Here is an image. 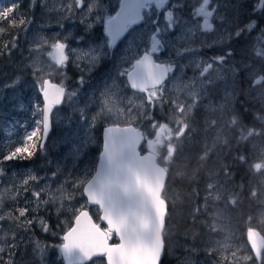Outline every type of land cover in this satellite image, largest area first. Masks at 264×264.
Returning a JSON list of instances; mask_svg holds the SVG:
<instances>
[{"label":"rangeland","instance_id":"obj_1","mask_svg":"<svg viewBox=\"0 0 264 264\" xmlns=\"http://www.w3.org/2000/svg\"><path fill=\"white\" fill-rule=\"evenodd\" d=\"M33 3L38 11L25 31L30 53L25 64L31 72L30 79L17 77L0 87V215L18 216L17 209L27 208L26 219L32 221L26 224L8 218L0 220V226L9 222L11 239L13 228L17 229L15 253L20 252L11 264H59L60 236L70 225L68 220L74 210L85 204L82 188L75 185L86 174H93L101 129L116 124L128 125L129 108L135 117L132 124L140 125L149 138H154L153 122L166 123L175 129L178 114L173 101L192 103L188 94L191 88L184 89V85L193 84L197 89L203 86L199 97L206 98L213 93L214 100L206 102L204 117L200 115L194 125L192 121L191 128L188 125L183 135L182 148L186 150L191 148L188 139L193 133V146L189 151L193 162L187 167L188 153L181 159L182 172L174 177L184 185L180 193L182 203L175 197L170 204L175 206L171 212L177 214L181 225L183 223L188 229L180 232L178 227L164 235L161 264H257L253 258L245 259L252 255L244 234L252 228L264 237V168L259 171L254 168L256 163L264 164V83H253L264 75V57L256 55L257 48L264 49V28L257 25H264V7L259 0H213L210 7H216L217 15L211 32L195 29L197 18L192 16V10L199 0H170L168 7L178 23L164 34L167 43L155 60L158 63L174 61L175 67L164 85L163 101L154 106H148L144 98L131 94L121 75L148 46L147 36L154 27L152 24L141 21L133 25L110 46L106 22L116 14L119 0H82L80 5L76 0H34ZM162 15L159 17L161 23ZM250 24L253 25L251 31L247 28ZM188 28H194L195 35L185 43L180 38L190 35ZM238 31L240 34L236 35ZM57 42L65 45L67 59L63 64L55 61L58 53L52 46ZM172 45L189 47L192 51L177 56ZM218 57L224 58L222 63L216 59ZM208 63L213 68L201 77V68L197 65ZM44 80L65 92L62 107L52 115V132L47 143L39 149L40 128L37 137L29 141L37 145L30 149L31 157L25 153L27 158L3 159L23 144L27 133L38 127L41 103L37 89ZM207 86L212 88L209 95ZM106 99L113 113L101 112ZM221 104H226L223 110ZM118 108L126 113L119 119L115 114ZM213 108L216 110L212 111ZM243 114L251 118L252 127L244 128L239 124V116ZM233 117L237 119L236 125L231 124ZM184 122L188 123L186 118ZM248 129H255L259 135L241 139V133L246 134ZM178 140L174 139L173 143ZM243 145L247 154L238 158L231 154L235 147L241 149ZM196 147L199 149L194 155L192 149ZM142 151H148L147 146ZM177 151L178 147L173 158L180 154ZM226 159L229 161L223 164ZM236 164L245 172L239 184L232 182L233 174L229 172ZM224 165L226 170L216 171ZM189 175L191 186L188 184L190 178L185 180ZM201 177L206 184L200 182ZM210 184L214 186L211 194ZM243 190L244 196L241 195ZM35 192L40 193L39 198L33 195ZM69 195L73 198L68 199ZM237 205L239 208L256 207L254 219H250L251 216L242 218ZM88 210L97 220V211L89 207ZM48 219L60 226L54 229ZM20 220L24 221L25 217ZM6 235L0 231V247L4 248L0 252V262L6 261L1 258V254L8 253L6 249H10V254L14 251L11 245L5 248L2 239ZM21 254L26 256L23 258ZM92 264L101 263L94 261ZM259 264H264V259Z\"/></svg>","mask_w":264,"mask_h":264},{"label":"snow or ice","instance_id":"obj_2","mask_svg":"<svg viewBox=\"0 0 264 264\" xmlns=\"http://www.w3.org/2000/svg\"><path fill=\"white\" fill-rule=\"evenodd\" d=\"M259 2L261 7H264V0H259ZM76 3L80 5L82 0H76ZM212 3L213 0H199L198 6L193 7L192 16L197 18L195 29L202 32L214 30L213 19L217 15V9L210 7ZM169 4L170 0H119V11L114 16L108 17L106 22L110 46L133 25L140 24L141 21L154 26L147 36L148 46L145 47L143 54L135 58L130 71L126 70L121 73L127 76L132 89L146 93V102L152 106L156 102L163 101L165 79L175 67L174 61L157 63L153 59V54L161 51L167 43L164 40V34L178 23L173 10L168 7ZM174 7L175 5H172V8ZM12 11V8H8L0 12V17L7 18ZM161 14H163V23L159 20ZM10 23L15 24V21H10ZM252 27V24L247 26L249 31ZM195 29L188 28L187 33L190 35L186 34L180 39L185 43L190 42L191 36L195 35ZM239 34L238 31L236 35ZM52 47L58 53L55 57L56 63L63 64L67 59L64 54L65 45L57 42ZM172 47L177 56L192 51L189 47L177 48L175 45ZM256 55L264 57V49L257 48ZM216 59L222 63L224 58ZM197 67L201 68L200 75L203 77L213 68V65L208 63L197 65ZM44 83L48 84V81ZM253 83L254 85L264 83V75L255 79ZM202 87L197 89L194 84L184 85V89L191 88L188 93L192 97L190 104L173 101L178 114L175 119V129L166 123L153 122L152 128L155 134L154 138H149L137 127L132 126L135 117L132 116L131 108L127 110V115L130 117L127 126L120 127L116 124L105 129L103 151L99 156L94 174L90 176L86 174L75 185L82 188V195H85L87 200L84 205L74 210V222L62 237L63 243L59 246L66 264H88L89 261H93L94 257H105L106 264H158L163 249V233L167 216V201L164 196L169 171L167 165L172 162L176 151L173 140H178L185 134L188 124L184 120L195 107ZM42 90L45 98L42 121H37L38 127L24 136L23 144L15 147L14 151L5 155L3 159L31 157L30 149H35L37 145L29 141L37 137V133L40 132L39 125L42 124L43 133L47 134L51 106L60 102L63 90H58L54 99L49 98L47 90ZM141 106H143V101ZM224 107L226 104L220 105L221 110ZM215 110V108L212 109V111ZM113 111L109 100L106 99L101 112L113 113ZM115 114L117 119L126 115L123 108L115 109ZM231 124H237L236 117L231 119ZM254 134L259 135V132L255 129H248L246 134L241 133L240 138L246 140ZM219 139L217 135V140ZM141 141H146L147 144L148 151L145 155H141L138 150ZM161 150H164L165 154L162 155ZM241 159L243 160L244 157ZM254 168L259 171L264 168V164L256 163ZM213 187L211 184L208 185L209 194ZM252 194L255 195V192ZM33 195L39 198L40 193L35 192ZM67 198L72 199L73 197L69 195ZM90 205L97 206V220L93 219V215L88 210ZM17 211L18 216L8 213L7 216L0 215V220L8 218L18 223H32L31 220L26 219L27 208H20ZM21 217H25V220L21 221ZM102 224L106 226L102 227ZM113 236L118 239L117 243H109ZM247 236L255 258L264 259V237L258 242L256 237L259 233L252 228L248 229ZM3 251L4 248L0 247V252ZM232 255L235 256L236 253L233 252ZM245 259H252V257H245ZM8 264L11 262L9 261Z\"/></svg>","mask_w":264,"mask_h":264},{"label":"trees","instance_id":"obj_3","mask_svg":"<svg viewBox=\"0 0 264 264\" xmlns=\"http://www.w3.org/2000/svg\"><path fill=\"white\" fill-rule=\"evenodd\" d=\"M3 2V8H1L0 12H3L4 10L8 8H12L13 11L9 13V16L7 18L0 17V87L4 85V83L12 81L14 78H19L21 80H29L30 79V73L26 68L25 61L28 57V52L25 45V31L29 25L30 20L33 18L34 14L37 13L38 8L36 9L35 4L33 3L34 0H0ZM15 21V24L10 23V21ZM23 21V23H21ZM259 27H263L264 25L259 23L257 24ZM251 118H248V115L243 114L239 116V124H243L244 128H250L251 125ZM195 121H198L197 119ZM193 120V125L194 122ZM199 125V124H197ZM189 135V134H188ZM193 133L190 134V138L188 139V142H190V146L192 148L193 146ZM199 136H196L197 141ZM185 144L183 136L179 138V140L176 142L175 146L178 147L177 153H180L177 157L172 158V162L167 165L169 171L167 173V180L165 183V192L164 196L167 201V216L165 219V234L168 231H176V228L179 227L180 232L186 231L188 228L180 222V219L177 214H174V212H171L174 209V207H171L170 204L171 198L178 197L180 199V204L182 203L181 195L180 193L184 189V185H182V182L180 179L174 177L176 176L177 172L181 171V159L187 155V167H190L192 165L193 159H192V153L191 148L188 147V149L185 150V148H182V146ZM199 147H196L192 149L194 152V155L198 152ZM241 151V152H238ZM248 150L246 147L241 149H236V147L233 149L231 154L238 158V156H242L245 153L247 154ZM234 159V158H233ZM195 161V160H194ZM229 160L226 159L223 161V164H226ZM232 163V161H231ZM226 165L220 166V168H216V171H223L226 170ZM230 167V166H229ZM228 167V168H229ZM185 168V166H184ZM209 169V168H208ZM182 172V171H181ZM213 172V169H212ZM229 172L232 173V182H236L239 184L242 183L245 175L243 167L240 164H236L233 168L229 169ZM187 178H190L189 180ZM204 178L201 177L200 182L203 184H206V181L203 180ZM185 180H188V184L192 185V179L191 176H187ZM199 182V184H200ZM239 182V183H238ZM245 184V183H244ZM174 192L177 193V195H174ZM245 190L241 192V195L244 196ZM245 200H249L246 199ZM249 203V202H248ZM180 204L178 207V211L180 210ZM238 207V205H237ZM239 208V207H238ZM255 210V211H254ZM238 213L242 216V218H251L254 219L256 215V207L252 208H239ZM7 224L2 223L0 226V231L6 233V237L2 239L5 248L6 245L12 246L14 251L10 254V249H6L8 253L1 254V258L6 260L3 262H0V264H5L6 262L13 261L16 259L18 253H15V246L17 241V234L13 236V239L10 238V227H7ZM13 231V230H12ZM14 232V231H13ZM4 236V235H2ZM13 254V259H10V256ZM22 256V254H21ZM24 256H26L24 254ZM163 263V261H162Z\"/></svg>","mask_w":264,"mask_h":264},{"label":"water","instance_id":"obj_4","mask_svg":"<svg viewBox=\"0 0 264 264\" xmlns=\"http://www.w3.org/2000/svg\"><path fill=\"white\" fill-rule=\"evenodd\" d=\"M125 79H126V83H127V86H128V88H129V90H131V91H133V92H135V93H138V94H144V93H140V92H138V91H136V90H134V89H132V88L130 87V83L128 82V78H127V76H125ZM165 80H166V79H165ZM42 89H45V90L48 91V93H49V98H50V99H54V98L56 97V95L58 94V90H60V89H58L56 86H54V85H50L49 83H48V84L43 83V87H42ZM39 95H40L41 103H42V117H41V121H42V119H43V109H44V107H45L44 91L42 90V91L39 93ZM61 101H62V96L60 97V102H59V103L53 104V105L51 106V112L49 113V128H48V132H47L46 135L43 133V126H42V124H41V127H42V134H41V139H40V140H41V141H40V148H41L42 145L44 144V141H45V139H46V137H47V135L49 134V131H50V115H51V113H52V111H53V108H58V107H60ZM104 131H105V129H104L103 132H102V149H101V152L103 151ZM99 156H100V155H99ZM98 162H99V157H98ZM97 165H98V163H97ZM97 165H96V166H97ZM93 174H94V173H93ZM82 196H83V198H84L85 201H86V200H87V197H86L85 195H82ZM90 207H95V208H97V206H95V205H90ZM73 222H74V220H73ZM72 224H73V223H72ZM104 225H105V224H104ZM105 226H106V225H105ZM247 231H248V230H246V231H245V234H244L246 245H247V247H248L249 252H250L251 255H252L253 260H254L256 263H259L260 260H257V259L255 258V253L252 251L251 243H250L249 240H248ZM255 231H256V230H255ZM256 232L258 233V231H256ZM64 234H65V233H64ZM64 234L62 235V237L64 236ZM260 238H262V236H261V234L259 233V236L256 237V239H257L258 242H259V239H260ZM117 240H118V239H117ZM62 243H63V240H62ZM59 251H60V249H59ZM60 256H61V259H62L63 264H66V261L64 260V257L62 256L61 251H60ZM161 256H162V252H161V255H160V258H159L158 264H159V262H160ZM94 258H98V257H94ZM103 259H104V262H105V264H106V258L103 257Z\"/></svg>","mask_w":264,"mask_h":264},{"label":"flooded vegetation","instance_id":"obj_5","mask_svg":"<svg viewBox=\"0 0 264 264\" xmlns=\"http://www.w3.org/2000/svg\"><path fill=\"white\" fill-rule=\"evenodd\" d=\"M205 78V77H204ZM216 84H214V86H215ZM212 88H209L208 86H207V92H208V95H209V91L211 90ZM213 96H214V94L213 93H211L208 97H206V98H201V97H199V101H197L196 102V104H195V106H196V108H193L192 109V111L191 112H189L188 113V115H187V117H186V119H187V124L189 125V127L191 128V124H192V121L194 120H196L198 117H201L200 115H202V118L204 117V115H205V112H206V110L204 109V106H207V104H206V102L208 101V102H212L213 100H214V98H213ZM189 133H190V131H189ZM74 218V217H73ZM48 221H49V225L50 226H53V228L54 229H56V228H58L60 225H58L57 226V224L55 223V222H52V221H50L49 219H48ZM69 222H70V218H69V220H68ZM109 243H117V240L115 239V237L113 236V238H112V240H110L109 241ZM23 258L25 257V256H22ZM59 257V256H58ZM59 259V258H58ZM95 261H98V262H100L101 264H104V262H103V258H101V259H99V260H95ZM94 261H92L91 263H89V264H92ZM60 264H62V262L60 261Z\"/></svg>","mask_w":264,"mask_h":264},{"label":"bare ground","instance_id":"obj_6","mask_svg":"<svg viewBox=\"0 0 264 264\" xmlns=\"http://www.w3.org/2000/svg\"><path fill=\"white\" fill-rule=\"evenodd\" d=\"M255 208V207H254ZM255 211V210H254Z\"/></svg>","mask_w":264,"mask_h":264}]
</instances>
